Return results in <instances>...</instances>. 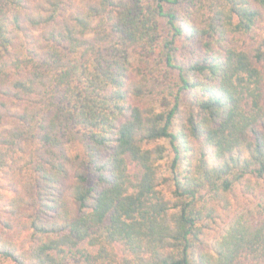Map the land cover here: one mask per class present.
<instances>
[{
    "label": "trees",
    "instance_id": "obj_1",
    "mask_svg": "<svg viewBox=\"0 0 264 264\" xmlns=\"http://www.w3.org/2000/svg\"><path fill=\"white\" fill-rule=\"evenodd\" d=\"M0 264H264V0H0Z\"/></svg>",
    "mask_w": 264,
    "mask_h": 264
}]
</instances>
